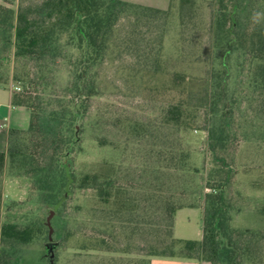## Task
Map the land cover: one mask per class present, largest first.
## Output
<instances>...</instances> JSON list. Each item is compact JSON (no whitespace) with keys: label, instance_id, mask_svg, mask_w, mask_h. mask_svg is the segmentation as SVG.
Instances as JSON below:
<instances>
[{"label":"rangeland","instance_id":"rangeland-1","mask_svg":"<svg viewBox=\"0 0 264 264\" xmlns=\"http://www.w3.org/2000/svg\"><path fill=\"white\" fill-rule=\"evenodd\" d=\"M110 1L169 14L163 21L147 12L146 16L135 13L123 18L118 24L116 48L104 62L90 69L97 94L85 102L77 117H72L74 131L61 130L71 141L68 156L62 160L66 172L62 183L67 192L58 190V196L63 197L62 205H56L55 210L45 203L36 191L31 173L19 168L18 161L6 158L0 174V226L6 222L46 224L53 212L51 239L47 228L42 239L20 248L14 264H136L139 259L136 247L143 242L142 237L148 241H153L156 234L165 237L162 210L155 203L156 189L162 197L183 206L174 215L173 237L201 239L202 201L208 192L205 173L212 163L207 132L202 129L200 119L201 130L176 133L163 125L162 114L176 96L169 90L172 73L196 78L198 82L193 88L197 92L211 72L207 29L217 13V0H191L193 7L188 9L192 11V19L184 28L179 24V0ZM246 17L251 26L264 21V0H248ZM56 43L57 52L45 59L40 70L41 84L30 94L38 122L33 131L18 135L23 151L38 161L43 160L38 135L60 136V122L50 115L59 112L57 97L68 93L70 71L80 56L75 42H69L66 35ZM9 55L10 61L4 59L0 73L10 77L13 64ZM154 60L158 62L155 76L151 73ZM232 76L231 86L240 93V103L235 105L229 120L231 141L222 154L233 172L228 191L232 202L230 226L264 233V115L256 102L249 104L245 99L250 92L239 85L241 73L233 70ZM11 85L22 88V83L9 79L5 86ZM14 140L13 136L10 142L14 144ZM9 144L7 139L5 150ZM171 152L186 157L189 166L170 164L167 155ZM88 173L113 177L131 193L137 211L134 216L125 217L133 221L124 224V230L119 228L113 206L103 204L94 190L80 184L82 176ZM141 221L147 223L142 236L130 231ZM100 237L113 244V249L128 245V253L99 248L96 241Z\"/></svg>","mask_w":264,"mask_h":264},{"label":"trees","instance_id":"trees-1","mask_svg":"<svg viewBox=\"0 0 264 264\" xmlns=\"http://www.w3.org/2000/svg\"><path fill=\"white\" fill-rule=\"evenodd\" d=\"M179 4V24L184 28L192 19L189 9L193 7V2L179 0ZM247 7L248 0H217V13L207 29L209 37L206 46L210 51L211 72L204 83L198 85L197 92L193 88L198 82L196 78L172 73L169 90L176 96L162 114L163 125L176 133L201 130V120L204 124L202 129L207 132V149L212 163L205 173V189L208 192L204 193L202 201L201 239L192 241L173 237L174 215L183 206L162 197L156 189L155 203L158 210H162L165 237L156 234L153 241L142 237L143 242L136 247L139 257L136 264H150L152 257L195 260L207 264H264V233L250 229L235 230L230 226L232 202L228 191L233 172L226 164L225 155H222L231 141L229 120L233 117L235 105L240 103V93H236L231 86L233 70L241 73V89L250 92L244 96L245 99L249 104L256 102L264 115V21L249 25ZM145 12L162 18V21L169 14L168 11L110 0H37L34 4L18 0L15 11L0 5V67L4 59L10 61V53L13 64L10 77L0 73V85H6L9 79L22 83L19 92L12 91L11 103L30 112L26 130L8 132L10 144L6 152H0V174L7 157L13 162L18 161L19 168L31 173L36 191L43 201L53 208L62 205L59 188L67 194L62 183L66 176L62 160L68 156L67 147L71 141L62 135L61 130L74 131L72 117H77L85 102L97 94L95 77L90 69L104 62L116 48L119 22L129 14L146 16ZM64 35L69 42H75L80 56L70 71L68 93L57 97L59 112L54 111L50 115L52 120L60 122V136L56 137V133H46L48 137L38 135L43 156V160L39 158L38 161L23 151L18 135L33 131L34 124L38 122V115L32 111L33 98L30 94L33 90L37 91L43 78L40 70L45 65V59L54 56L58 50L56 42ZM153 62L151 73L155 76L158 62ZM262 128L264 135V125ZM13 136L14 144L10 142ZM167 156L170 164L189 166L182 154L171 152ZM80 184L94 190L103 204L113 206L112 212L119 218L121 230H124V224L133 221L125 217L134 216L137 205L130 199L131 193L127 188L118 184L116 179L88 173L82 176ZM262 212L264 214V210ZM146 225L144 221L137 222L130 227V231L142 236ZM46 232L47 226L42 221L1 224L0 264H14L20 248L42 239ZM96 244L105 251L128 253V245L113 249L114 245L103 237Z\"/></svg>","mask_w":264,"mask_h":264},{"label":"crops","instance_id":"crops-1","mask_svg":"<svg viewBox=\"0 0 264 264\" xmlns=\"http://www.w3.org/2000/svg\"><path fill=\"white\" fill-rule=\"evenodd\" d=\"M18 0H0V5L13 11ZM151 6V5H149ZM154 7V6H153ZM11 86L0 85V152H5L8 132L10 130L24 131L29 126L30 112L28 109L11 103ZM150 264H207L195 260L151 258Z\"/></svg>","mask_w":264,"mask_h":264},{"label":"water","instance_id":"water-1","mask_svg":"<svg viewBox=\"0 0 264 264\" xmlns=\"http://www.w3.org/2000/svg\"><path fill=\"white\" fill-rule=\"evenodd\" d=\"M54 209L56 210L57 209V206H55ZM52 214H53V212H51L50 215L46 219V226L48 228V239L49 240L51 239V233H52V228L50 226V217H51ZM49 250H50V248H49Z\"/></svg>","mask_w":264,"mask_h":264},{"label":"built area","instance_id":"built-area-1","mask_svg":"<svg viewBox=\"0 0 264 264\" xmlns=\"http://www.w3.org/2000/svg\"><path fill=\"white\" fill-rule=\"evenodd\" d=\"M11 89L15 92H19L21 90L20 87L17 85H11Z\"/></svg>","mask_w":264,"mask_h":264}]
</instances>
